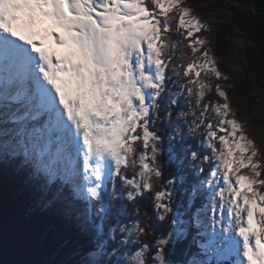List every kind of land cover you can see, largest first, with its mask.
Listing matches in <instances>:
<instances>
[{
	"label": "snow or ice",
	"instance_id": "1",
	"mask_svg": "<svg viewBox=\"0 0 264 264\" xmlns=\"http://www.w3.org/2000/svg\"><path fill=\"white\" fill-rule=\"evenodd\" d=\"M210 32L188 0H0L4 264H264Z\"/></svg>",
	"mask_w": 264,
	"mask_h": 264
},
{
	"label": "rangeland",
	"instance_id": "2",
	"mask_svg": "<svg viewBox=\"0 0 264 264\" xmlns=\"http://www.w3.org/2000/svg\"><path fill=\"white\" fill-rule=\"evenodd\" d=\"M198 0L188 2L211 25L209 39L233 87L227 89L237 118L247 123V132L264 150V64L256 51L254 34L244 17L254 8L248 0Z\"/></svg>",
	"mask_w": 264,
	"mask_h": 264
},
{
	"label": "trees",
	"instance_id": "3",
	"mask_svg": "<svg viewBox=\"0 0 264 264\" xmlns=\"http://www.w3.org/2000/svg\"><path fill=\"white\" fill-rule=\"evenodd\" d=\"M205 1L206 0H198L196 2L202 3ZM248 1L249 4L254 8V12H250L246 14L244 17L247 20V26L254 34L253 39L258 46V50L256 51L257 57L259 58L260 62L264 64V38H262V27H264V0H248ZM225 83L228 84L229 80L226 81ZM0 257L5 259V261L12 258L7 248H5L2 253H0Z\"/></svg>",
	"mask_w": 264,
	"mask_h": 264
},
{
	"label": "water",
	"instance_id": "4",
	"mask_svg": "<svg viewBox=\"0 0 264 264\" xmlns=\"http://www.w3.org/2000/svg\"><path fill=\"white\" fill-rule=\"evenodd\" d=\"M4 262L5 260L2 257H0V264H4Z\"/></svg>",
	"mask_w": 264,
	"mask_h": 264
},
{
	"label": "bare ground",
	"instance_id": "5",
	"mask_svg": "<svg viewBox=\"0 0 264 264\" xmlns=\"http://www.w3.org/2000/svg\"><path fill=\"white\" fill-rule=\"evenodd\" d=\"M53 48H55V45H51ZM57 51H59L58 49H57ZM5 260V259H4Z\"/></svg>",
	"mask_w": 264,
	"mask_h": 264
}]
</instances>
